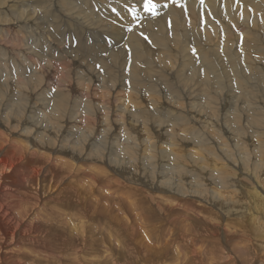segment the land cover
I'll use <instances>...</instances> for the list:
<instances>
[{"label": "bare ground", "instance_id": "6f19581e", "mask_svg": "<svg viewBox=\"0 0 264 264\" xmlns=\"http://www.w3.org/2000/svg\"><path fill=\"white\" fill-rule=\"evenodd\" d=\"M47 1L0 0V38L5 36L4 26L15 29L33 24L60 44H70L64 51L73 53H68V61L48 60L39 53H44L45 43L27 45L22 50L29 56L22 60L27 59L30 68L37 65L36 70L9 63L7 69L13 72L9 84L0 85V264H264V249L256 250L241 234L230 235L226 229L230 236L224 245L216 227L194 224L192 212L196 211L191 204H182L168 215L155 214L159 205L146 202L144 183L126 187L122 181L142 175L150 179L155 172L134 173L143 165L136 152L121 158L113 149L123 145L114 137L126 134L153 145L164 138L173 146L192 144L190 154L198 155L206 137L232 129L229 120L234 109L239 111L243 105L252 111L264 105V89L251 77L222 83L241 67L222 65L221 60L207 55L214 52L213 43L227 37L236 40L235 46L250 68L257 62L264 66V45H259L264 43V1L252 6L244 0H183L177 6L180 0H154L172 6L160 17L164 8L158 5L153 15L156 19L145 20L143 28L134 31L139 19L152 15L144 11V0H112V4L97 0L103 1L99 12L90 4L85 9L83 0H52L67 16L89 27L63 25L53 32L46 15ZM19 3L24 5L18 7ZM109 6L117 10L114 15ZM133 7L135 13L129 11ZM131 13L134 21L127 20ZM110 16H116L124 26L108 22ZM132 25L128 42L122 43L110 32L111 28L121 36ZM85 35L91 38L82 39ZM196 39L202 42L201 62L199 54L189 48ZM48 51L52 49L48 47ZM83 70L93 79L86 78ZM52 74H59V88L66 89L68 96L51 98L50 87L56 83ZM197 82L201 83L200 93H193ZM223 86L226 92L237 94L236 100L224 114L217 108L210 121L207 117L198 118L200 125L190 121L199 138L192 137L186 121L179 117L172 120L181 108L179 101L183 104L180 111L191 118L192 109L199 112L206 106L198 104L204 96ZM150 87L161 91L152 100L148 96L155 93L148 94ZM78 95L88 101H80ZM167 97L173 113L160 116L157 109L149 110ZM220 102L217 107L222 106L223 100ZM104 126L106 138L96 144L93 136ZM215 150L213 160L225 162L223 144ZM150 151L148 160L153 161L156 150ZM227 165L237 172L235 166ZM214 170L221 169L214 166Z\"/></svg>", "mask_w": 264, "mask_h": 264}, {"label": "rangeland", "instance_id": "374dc122", "mask_svg": "<svg viewBox=\"0 0 264 264\" xmlns=\"http://www.w3.org/2000/svg\"><path fill=\"white\" fill-rule=\"evenodd\" d=\"M83 1L85 3V9L87 7L86 5L90 4L93 5L95 12H99L101 11V9L99 8L100 3L107 0H103L102 2L97 0ZM111 1L112 0H110L109 2L110 4H112ZM244 1L253 6L255 4L263 2L264 0ZM22 2H24V0H22ZM77 2H81V0H78ZM182 2L183 0L178 1L177 6L181 5ZM22 5L24 4H17L18 7H22ZM157 5H160L162 8H164L159 12H162L160 17H162L165 12L169 11L172 6L166 3L165 7L164 2H157ZM138 7H140V5H138ZM107 9L110 11L111 15H114L117 12V10L111 6H109ZM113 9H115V11H113ZM4 12L6 15H8V17L10 16V13L8 11L5 10ZM46 15L52 23V28L50 27L51 31L62 29L65 27L63 25H67L72 29L74 28V26H78L86 30L89 28L87 25L82 24L80 21L67 16L64 11L57 5L56 1L50 0L46 2ZM111 17L113 19H111ZM153 19H156L153 15H145L143 18L138 20L137 24H135V30L133 25L130 28L126 27V32L121 36L115 34L116 32H114L111 28L110 32L117 38V40L120 39L122 43L128 42L127 36L130 30H140L143 28L145 20L149 21ZM110 20L113 21L116 26H124V24H121V21L118 22V20L120 19H117L116 16H110L108 22H111ZM27 26L25 27L23 24L19 25L18 28L15 29L9 26H4V33H2V35L5 34V36H2L0 38V62L2 61V66L0 67V85H3L5 83H7V85L9 84L8 77L13 73L9 72V70L7 69L9 63H11L12 67L13 64L18 65L20 63L18 66L25 65L28 71L36 70L37 65H33L30 68V66L28 65V60H22L26 57L28 58L29 56L24 53V50H22L23 48L25 49L28 46V48H30V46L32 45L34 47V45L45 43L47 47H45L44 53H42L43 50L37 52L43 54L45 58H48V60L53 58L52 60L55 59L60 62L68 61V53L73 54L67 48V51H64V47H70V44H67L65 46L64 44H60L59 40L46 33V30L39 28V26L37 25L29 24ZM21 30L22 32L25 30V35L21 34ZM252 30L255 31V34L259 33V31L256 29ZM11 32L16 33L13 34ZM38 33H41L43 37H39L40 34ZM13 36L15 37L12 38ZM17 37L19 38V40ZM70 37L71 36L69 35L67 37V40L70 39ZM86 37L91 38L89 37V35H85L82 39ZM2 38L4 39L2 40ZM226 38L227 37H222L220 40L213 43L214 52L207 53V55L215 61L221 60L222 65L237 64L239 67H241L236 68L234 73L228 79L222 81V83L226 84L230 82V78L233 81H238L247 80L251 77L256 83H259L260 88L264 89V66L258 64L257 62L256 64H254L253 69L250 68L249 65H247V62L243 60L241 52L236 48V40L228 41ZM237 38L240 39V42H243V38ZM13 40H15V44H13ZM117 44L118 43H116L114 47H116ZM148 44L151 45V42ZM119 45L121 46V44ZM201 45L202 42H199L197 39L193 40L189 45L191 51H193L195 54H199L198 56H200V62L202 61V55L200 54ZM259 45H264V43ZM98 46L101 47V45ZM48 47L49 49H52V52L49 53ZM118 48L114 51L115 53L117 52ZM18 50L20 52H17ZM30 50L33 51L34 48ZM35 50H38V48H35ZM78 50L83 54H87L81 47H78ZM129 50L131 51V49ZM14 53H16V55L20 58L18 61ZM74 54H76V52H74ZM78 55L80 57L82 56L81 53H78ZM90 59L91 58H89V60ZM71 63L73 62L71 61ZM20 68L22 67H19V69ZM100 69L102 70L101 67ZM39 70L40 69L35 72H39ZM83 71L82 72L84 74L85 70ZM19 72L22 73V69ZM85 74L86 78H90L91 80L93 79L90 72L86 71ZM58 75L59 74H52V79L56 83H54V85L50 87L52 88V90L49 91V95H51V98H61L68 96V92L66 89L59 88L60 84L58 83ZM101 86H103V84ZM200 86L201 83L197 82V89L194 90L193 93H200ZM223 87L224 88L221 90L217 89V87L213 88L211 92L206 94L204 98L198 103L201 105L206 104V106L202 107L199 112H196L194 109H192L193 116H191V118L187 117L183 112L180 111L183 108V104L179 101L181 108L180 110H178L177 114L171 117L172 120L174 119V117H179L181 120L186 121L192 130V137L199 138L200 135L194 132L193 128L191 127L190 121L198 125H200L198 118L206 119L207 117L206 120L210 121L216 116L217 108L220 113L223 112L224 114L228 111V109H231L228 108V106L232 105V102L236 100L237 94H232L228 91L226 92L227 88L225 86ZM221 91H225L224 95L222 96H220ZM44 92H46V90H44ZM152 93H155V96H148L146 94L151 100L157 97L161 93V91L159 90V88L150 87V89L148 90V94ZM209 94L212 96H208ZM77 98L80 101H88V98L85 99L83 95H78ZM222 100V106L217 107ZM162 102L163 104L156 106V108L149 107V110L157 109L156 111L160 116L173 113L171 98L167 97ZM250 108L252 109V107ZM237 110L238 109H234L232 119L229 120L232 129L229 130L228 128L226 133L218 134L213 137H206V139L204 140L205 144L202 147H198V149L201 148L196 153L198 155L190 154L192 150L191 148L193 147L192 144L187 146H173L170 144L168 139L164 138L158 142H154L153 145V142H145L144 140L140 139L127 138L128 135H126L124 132H121L120 134L123 133L126 136L124 135L123 137H114L115 141H120L123 145L117 146L113 149L121 158H129L132 151L136 152L139 158V162H141L143 165L140 166L141 169L137 168V170L140 171L136 172V170L134 171L133 169H130V171L133 170L134 173H140L141 175L143 173L147 174L150 172H155L156 175L152 173L149 175L150 179H147L144 175L140 176L139 178H132L129 180V182L124 180V178L122 179L126 187L133 186L140 182L144 183V188L146 189L145 192L148 195L146 202H154L155 204L158 203L159 205V210L156 211L155 214L161 212L163 213V215H168L171 210L179 208L182 204H191L194 206L193 210L196 211V213L192 212V222L194 224L208 223L211 226L216 227V231L220 233L218 235H221V237L225 240V242L223 243L224 245L226 243L227 237H229L233 233L241 234L243 239L248 242L253 248L261 251L264 249V105L256 107L252 111H248V109L242 105L240 110ZM152 113L153 112H151V114ZM166 118H168V116ZM83 124L86 125V122L83 121ZM104 129L105 126L104 128L100 129L101 132L99 135L93 136V138L97 137V140H95L96 144H99V142L102 141L103 138H106L104 136ZM71 132L74 131L71 130ZM206 134L207 132H205L204 136H206ZM109 137L111 136H108L107 138ZM127 139H130L129 141H132L133 145L128 144ZM221 144H223L222 152L225 155L226 159L225 162H216L213 160V157L217 152L215 148ZM227 144L233 145V148L231 149V146L224 147ZM243 147L246 148V153L243 152ZM150 148L155 149L157 154L155 160L153 161L148 160L151 154ZM233 156H236L238 160H232ZM243 161L246 163V166L243 165ZM227 164L233 165L232 167L235 166L237 172L234 174ZM214 166L220 168L221 170H214ZM133 171L132 174H134ZM168 175L171 176V179L166 178V176ZM45 190H47V187L45 188ZM129 209L130 207L128 208L127 213L130 216ZM206 220L211 221L206 222ZM226 229L230 230L229 236H227ZM257 264L261 263L257 261Z\"/></svg>", "mask_w": 264, "mask_h": 264}, {"label": "snow or ice", "instance_id": "6c2138e0", "mask_svg": "<svg viewBox=\"0 0 264 264\" xmlns=\"http://www.w3.org/2000/svg\"><path fill=\"white\" fill-rule=\"evenodd\" d=\"M173 3H176L177 0H172ZM158 5L157 3L154 2V0H144L143 2V8L144 11L151 13L152 15H156V9H157ZM166 7V5H165ZM113 11H115V9H113ZM131 12L135 13L136 9L133 7L132 9H130ZM145 39H147V37H145Z\"/></svg>", "mask_w": 264, "mask_h": 264}]
</instances>
